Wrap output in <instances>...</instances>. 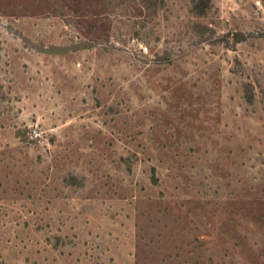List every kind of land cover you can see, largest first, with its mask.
<instances>
[{
	"label": "rangeland",
	"instance_id": "obj_1",
	"mask_svg": "<svg viewBox=\"0 0 264 264\" xmlns=\"http://www.w3.org/2000/svg\"><path fill=\"white\" fill-rule=\"evenodd\" d=\"M193 1L0 0V264H264V0Z\"/></svg>",
	"mask_w": 264,
	"mask_h": 264
},
{
	"label": "trees",
	"instance_id": "obj_2",
	"mask_svg": "<svg viewBox=\"0 0 264 264\" xmlns=\"http://www.w3.org/2000/svg\"><path fill=\"white\" fill-rule=\"evenodd\" d=\"M206 7H207V0H197V1H193L192 2V11L195 14H198V15L202 14ZM233 36H234V41L235 42L239 41V39L237 38V36H238L237 32H235L233 34ZM245 99H246L247 102H250L251 101L250 94L248 95L246 93Z\"/></svg>",
	"mask_w": 264,
	"mask_h": 264
}]
</instances>
